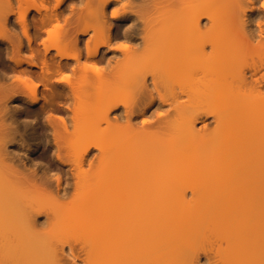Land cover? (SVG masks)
<instances>
[{
    "label": "bare ground",
    "instance_id": "1",
    "mask_svg": "<svg viewBox=\"0 0 264 264\" xmlns=\"http://www.w3.org/2000/svg\"><path fill=\"white\" fill-rule=\"evenodd\" d=\"M28 1L0 0V25L7 31V42L0 41V264H202L201 250L207 253L212 245V256L204 255L206 264H264V12L259 7L261 0H79L87 10L79 16L77 12V15L65 14L69 16L64 18L68 28L57 23L54 28H48L53 21L60 23L64 15L56 9L65 0H56L55 10L51 11L45 4L44 11L42 5ZM116 5L123 6L124 10L131 8L136 15L132 12L123 17V8L111 9ZM32 9L40 16L30 17ZM12 16L23 29L24 37L11 20ZM138 20H141L139 24ZM44 30L53 38L65 37L64 42L74 49L72 53L61 49L59 43L47 44L45 40L44 51L36 46L35 41ZM75 31L77 34L73 35ZM82 35L89 37L84 41ZM111 39L127 41L125 47L123 44L116 47L121 50V60L127 58L126 63L129 57L137 62L138 56H141L139 59L160 57L161 61L145 62V58L143 64L139 60L141 65L131 62L136 69L132 64L127 65L130 71L126 69L133 71L130 77L132 73L133 76L120 84L119 79L124 78L126 70L121 74L120 69L115 72L110 68L114 73L108 70L105 74L97 69V61L109 62L110 54L116 55L115 48L101 53L100 45H107ZM97 40L102 43L92 48L90 42ZM129 42H134L129 45H136V49ZM83 48L87 52L85 61H81L79 54ZM51 50L57 52L53 54ZM158 71L165 76V85H173L175 80V85L190 89L186 102L181 100L182 95L171 98L159 90L160 94L156 92ZM10 76L13 80L8 85ZM113 86L120 87L121 92H115ZM123 91H129L128 99L123 98ZM134 96L138 97H135L136 104L128 106ZM105 101L109 105L101 109ZM158 101L168 106L165 112H156L159 120L174 113L169 109L178 113L179 119L174 123L176 135L153 141L154 145L157 142L156 150L147 158L143 154L151 142L148 146L143 142L132 143L136 148L142 145L133 147L134 151L119 143L122 148L114 151L110 168L122 183L118 181L120 185L114 188L117 179H111L113 174L106 171L110 179L105 183L111 185L109 181L115 180L111 182L113 188L103 187L104 178L107 179L104 175L100 178L104 180L103 186L99 183L103 188L98 185L96 194L86 192L91 201L96 197H104V201L96 199L92 201L96 205L92 203L88 208L81 202V208L76 210L73 206L76 203L72 201L75 216L71 212L72 217L62 216L65 212L59 206H65L60 203L65 202L63 199L74 186L71 187V174L72 178L66 182L73 168L67 171L64 166L76 165L75 160L72 163L71 159L63 158L62 147L80 155L77 165L83 164L84 160L92 159L88 160L94 150L102 151L104 141L107 142L106 138L103 140V120L109 122L114 115L132 123L136 112H141L144 116L141 124L146 126L149 118L145 116ZM122 105L124 112L117 114ZM253 107L258 110L257 117L240 115L241 110ZM203 115L215 119V127L222 135L219 139L205 133V122L204 128H200ZM26 147L33 152L44 148L42 156L50 162L41 177H37L36 169L18 171L19 167L29 166L20 151ZM170 150L180 160L159 165ZM127 155L131 159L123 162ZM132 155L137 157L134 159ZM141 164L147 168V173L146 169L142 172L146 177L136 174ZM52 166L56 171L51 170ZM80 170L78 174L72 173L74 179L80 178L75 183L79 188L80 174L84 172ZM52 180L56 183L55 189L51 188L54 195L46 196L52 201L45 196L35 198L32 189L37 188L38 182L49 188L53 186ZM114 195L122 198L118 201V197L113 198L115 205H111L108 197ZM135 197L143 199L133 209ZM43 215L45 220L39 222L38 217ZM45 224L48 232L42 228ZM75 236L84 242L81 250L69 242ZM206 240L211 244L209 247Z\"/></svg>",
    "mask_w": 264,
    "mask_h": 264
},
{
    "label": "rangeland",
    "instance_id": "2",
    "mask_svg": "<svg viewBox=\"0 0 264 264\" xmlns=\"http://www.w3.org/2000/svg\"><path fill=\"white\" fill-rule=\"evenodd\" d=\"M28 0H26V2H27ZM31 3H32V1H34L33 3H35L36 2V4L38 3V4H40V5H42V7H43V5L44 6H46L47 7V9L48 10H53L56 6H55V3H57V1L56 0H49V1H46V2H44V1H42V0H29ZM28 1V2H29ZM72 1V2H71ZM78 1V2H77ZM127 1V0H126ZM138 0H136V2H137ZM75 2V3H74ZM125 2V1H124ZM133 2V1H132ZM134 2H135V0H134ZM138 2H140V0L138 1ZM74 3V4H73ZM78 3V4H77ZM80 3H81V5H80ZM124 4V3H123ZM140 4V3H139ZM78 5V6H77ZM83 5V6H82ZM119 5V4H118ZM118 5H116V6H114V7H111V9H115V8H119L118 7ZM131 5H132V3H131ZM134 5V4H133ZM135 5H136V3H135ZM137 5H138V3H137ZM18 6V5H17ZM70 6V7H69ZM75 6V7H74ZM79 6H81V10H80V7ZM85 5H84V3H82L81 1H79V0H65L64 1V3H63V5H61V7H59V8H57L56 10H58L59 11V13H62V16L63 17H61V19H59L58 21L60 22V23H58V22H55V21H53L52 23L54 24V22H55V24H54V26H53V24L51 23V25L48 27V28H50V27H55V25H56V23L57 24H60L62 27L63 26H67L68 25V23H67V21L65 20L67 17H69V16H71V15H73V14H76V12H77V16H79L81 13H85L86 12V10H87V8H85L84 7ZM120 6V5H119ZM77 7V8H76ZM79 7V8H78ZM84 7V8H83ZM259 7H260V10L262 11V12H264V0H261L260 1V3H259ZM75 8V9H74ZM84 10H83V9ZM121 8H123V6L121 7ZM121 8H119V9H121ZM127 10H124V8H123V11H121V14L123 15V17H128L129 15H131L132 14V12L133 11H131L130 9L131 8H126ZM42 10H44L45 11V9H44V7H43V9ZM55 10V9H54ZM63 11V12H62ZM73 11V12H72ZM72 14H71V13ZM75 12V13H74ZM81 12V13H80ZM34 14V15H33ZM65 14H68V15H65ZM71 14V15H70ZM125 15V16H124ZM127 15V16H126ZM132 15H136V13L135 12H133V14ZM31 16H35V17H39L40 16V13H38L37 11H35V10H33L32 9V11L30 12V17ZM63 18V19H62ZM65 18V19H64ZM11 20L13 21V23L14 24H16V27L19 29V31H21V35L23 36V34L22 33H24V31H23V29L21 28V26H19L16 22H15V20H16V17L14 16H12V18H11ZM0 21H1V13H0ZM65 21V22H64ZM141 20H138L137 22H138V24H139V22H140ZM64 22V23H63ZM124 22H129L130 23V21H128V20H126V21H124ZM65 23H67V25H65ZM18 25V26H17ZM2 25H0V39L3 37L4 39H1L0 41L2 42V44L5 42H7L6 40H5V37H6V35H7V31H6V29L4 30V29H2V27H1ZM68 27H70V26H67V28ZM65 29H67L66 27H64ZM22 29V30H21ZM63 29V28H62ZM59 30V29H58ZM74 30V29H73ZM60 31V30H59ZM30 32H32V30L30 31ZM76 32V31H75ZM75 32H73V35L75 34H77V32L75 33ZM59 33H63L62 31H60ZM58 33V34H59ZM32 35H33V32H32ZM60 35V34H59ZM63 36V35H62ZM89 37V35H82L81 36V38L85 41V39H87L88 37ZM24 37V36H23ZM51 36L48 34V32L47 31H45L44 30V33H42V35L40 36V37H38L37 39H36V41H35V43H36V46H38V47H40L41 48V50H43L44 51V48H43V44H42V42L45 40L46 41V43L47 44H58L59 43V46H60V48L61 49H63V50H67L68 52H70V53H72V50H74V49H70L69 47H68V44H66V42H64V38L65 37H61V39L60 38H58V39H56V37L55 38H53V37H51ZM25 39V38H24ZM101 39H103V38H101ZM26 40V39H25ZM61 41H63V42H61ZM113 41V42H112ZM123 42H121L119 39H114V40H112L111 39V42H109L110 43V45H112V46H108V44L107 45H104V46H102V45H100V43H102L101 41H98L97 40V42H94V43H91V42H93V41H91L90 42V44H91V47L92 48H94V47H97V46H99L100 45V48L102 49V52L101 53H104V52H107V51H109V49L111 48H115L116 49V47H119V46H121L122 44H123V47H125L126 46V44H127V41H124V40H122ZM0 42V43H1ZM40 42V43H39ZM125 42V43H124ZM40 44V45H38V44ZM67 45H65V44ZM82 44H84V46L83 47H85V42H83ZM121 44V45H120ZM129 44H134V42H129L128 43V45ZM42 45V46H41ZM128 45H127V47H128ZM132 45H129L130 47L132 46ZM90 46V45H89ZM135 47H137L136 45L134 46V47H131V48H135ZM142 47H144V46H142ZM71 48H72V46H71ZM82 48V47H81ZM91 48V49H92ZM139 48V47H138ZM138 48H137V51H139V52H141V47L139 48V50H138ZM136 49V48H135ZM84 50V51H83ZM83 50L82 49H80V52H82V53H79V54H81L80 55V57H82V58H80L81 59V61L82 60H84L86 57H85V55L84 54H86L87 55V52H86V50H85V48H83ZM117 51H116V55L114 54H110V55H112V58L110 57V60H109V62H105V61H97V69H98V71L100 72H102V73H104L105 72V74H106V71H107V73L109 72L108 70H110V68L112 69V68H114V71L115 72H117L119 69V71H121L120 73L121 74H123V72L122 71H125L126 70V72H124V74L123 75H125L124 76V78L123 79H119V82L121 81L122 83H123V80L126 78L127 79V77H130V74H131V72H133V71H131V72H128L127 71V69L126 68H128L127 67V65H134V64H137V62H139V60H142V59H145L144 57L143 58H141V59H139L137 56V58H136V60H137V62H134V60L135 59H133L132 57H129L128 59L129 60H131V59H133V60H131V61H127V63H130V64H127L126 63V60H127V58H126V60L124 61V59H123V61L121 60L122 58H123V56H121V50L120 51H118V49H116ZM52 51V50H51ZM55 52H57V50H53L52 51V53L53 54H55ZM73 52H75V51H73ZM84 52V53H83ZM135 52V51H134ZM134 52H132V53H134ZM51 53V54H52ZM138 53V52H137ZM144 54V53H143ZM135 55V54H134ZM142 55V54H141ZM116 56V57H115ZM119 56H121V57H119ZM131 56H133V55H131ZM84 58V59H83ZM135 58V57H134ZM119 60H121L122 62H120ZM146 60L147 61H145V62H152V61H154V60H160L161 61V58L160 57H158V58H146ZM85 61V60H84ZM144 61L142 60V62H141V64H143L144 63ZM70 62H73V60H70ZM120 62V63H119ZM131 62H133V63H131ZM140 62H139V64H140ZM140 64V65H141ZM123 65H125V67L123 66ZM152 65V64H151ZM119 66V67H118ZM135 66V68H134V70L136 69V65H134ZM139 66V65H138ZM143 66H145L146 68H147V66H146V64H144ZM130 68H131V70H133V68H132V66H129ZM152 67H153V65H152ZM125 68V69H124ZM138 68H140V66L138 67ZM117 69V70H116ZM148 69V68H147ZM150 69H151V66H150ZM154 69V68H153ZM152 69V70H153ZM128 70H129V68H128ZM157 70V69H156ZM156 70H153V71H156ZM130 71V70H129ZM147 71V70H146ZM100 72V73H101ZM110 72H113V71H111L110 70ZM135 72V71H134ZM149 73H151L150 71H148ZM159 72V74H160V77L162 78V77H164V78H162V79H160V77H159V74H158V78H157V80H158V89H157V87H156V92L157 93H159V91L161 92V94H164L165 96L167 95V97H171L172 98V96H176V95H182L181 96V100H183V101H185L186 102V100H188V98L187 97H189V94H191V91H190V89H185L186 87H183V89H182V87L180 88L178 85H175L176 84V82H175V84H174V81L175 80H173V85H165V83H164V80L166 79L165 78V76L163 75V73L161 72V71H158ZM158 72H156V73H158ZM17 73V72H16ZM114 73V72H113ZM146 73V72H145ZM149 73H147V74H149ZM156 73H153V74H156ZM13 74H15V73H13ZM18 74V73H17ZM120 74V78H122L123 76ZM153 74H152V76H153ZM162 74V75H161ZM12 75V74H11ZM151 75V74H150ZM149 75V76H150ZM133 76V73H132V75H131V77ZM148 76V75H147ZM148 76V77H149ZM130 77V78H131ZM12 78L14 79V77H13V75H12ZM11 78V76H10V78H9V80H7V84L9 85V83H11V80H13ZM125 79V80H126ZM129 79V78H128ZM160 79V80H159ZM124 80V81H125ZM126 81H128V80H126ZM3 82H6V80H4ZM121 82H120V84H121ZM7 84H5V85H7ZM163 84V85H162ZM171 84V83H170ZM175 85V86H174ZM160 86V87H159ZM114 87V90H115V92H121V90H120V87H118V86H113ZM113 87H111L112 89H113ZM117 87V88H116ZM111 88H109V91H110V89ZM125 89V88H124ZM123 89V90H124ZM95 90V89H94ZM98 90H100V89H98ZM159 90V91H158ZM181 90H184V91H181ZM185 90H187V93H186V91ZM102 91V90H101ZM100 91V92H101ZM113 91V90H112ZM94 92H96V91H94ZM100 92H98V93H100ZM114 92V91H113ZM123 92H125V91H123ZM129 92V91H128ZM128 92H125V93H123V95H125L123 98L125 99V97H126V95L128 94ZM131 92V91H130ZM181 92H183V93H181ZM184 92H185V94H184ZM112 93V92H111ZM132 93V92H131ZM1 94V93H0ZM97 94V93H96ZM96 94H94V95H96ZM122 94V93H121ZM119 95V96H121L122 97V95ZM130 94V93H129ZM160 94V93H159ZM93 95V94H92ZM94 95H93V97H94ZM100 95V94H99ZM111 95V94H110ZM132 96H133V94H131ZM136 95V94H135ZM163 95V96H164ZM115 96H117V95H115ZM119 96H117V97H119ZM128 96V95H127ZM97 97H98V94H97ZM135 97L136 96H134V100H135ZM100 98V97H99ZM99 98H97V100L99 101L100 99ZM122 98V99H123ZM127 98V97H126ZM129 98V97H128ZM127 98V99H128ZM133 98V97H132ZM93 99H95V98H93ZM136 99H138V97H136ZM119 100V99H118ZM132 100V104H128V106L129 105H134L133 103H135L137 100ZM180 100V101H181ZM94 101V100H93ZM98 101H96V102H98ZM121 101V100H120ZM126 101V100H125ZM124 100H123V102H125ZM129 101V100H128ZM134 101V102H133ZM0 102H2V100H0ZM103 102V101H102ZM101 102V103H102ZM106 103L105 104H103L102 106H100V108L101 109H106L107 108V106L109 105L108 103H107V101H105ZM122 102V103H123ZM100 103V102H99ZM98 103V104H99ZM101 103H100V105H101ZM111 103V102H110ZM127 103V102H126ZM161 103V104H160ZM136 104V103H135ZM163 104V105H162ZM168 104V103H167ZM162 105V106H161ZM126 106V105H125ZM161 106V107H160ZM123 107V108H122ZM158 107V108H157ZM121 109L120 110H118V111H116V113L118 114V113H123L124 112V110H125V107L122 105L121 107H120ZM168 108V106H166V104H164V103H162L161 101H158V102H156V104L152 107V109L147 113V115L145 116V117H147L148 116V118H149V122L146 124V126H143V124H141L142 123V117H144L142 114H141V112H136L137 114L134 116V118L133 119H131V122L132 123H130L129 121H128V119H127V121L130 123V125H129V123L125 120L126 118L125 117H123V118H125V119H119V117H118V119L115 117H110L111 119L109 120V122L108 121H106L105 122V120H103L102 121V129H104V133H102V134H104L103 135V140L105 139V140H107V142L106 141H104L105 142V145H104V148L103 149H101L102 151H93V154L91 153L90 155H89V158H88V160L89 159H91V160H89V161H87V159L86 160H84L83 162H81V163H83V164H79V165H77V162L79 161V156L80 155H78V154H76V153H74V152H70V151H67L66 149H65V147L63 148L62 147V154L61 155H63V158L65 157V159L66 158H68V159H71L70 161L72 162L73 160H75L74 162H76V163H74V162H72V163H74V164H76V165H73V164H71V165H66V167L64 166V168L65 169H67V171H69L70 169H72L71 171H69L70 173H69V179L68 180H66V182H69V180L73 177V179L72 180H70L71 181V183H72V185H71V187L73 186V184H74V190H73V187L72 188H70V191L72 190L73 191V193H72V191L69 193V195H68V199L67 198H65V199H63V200H65V202H61L60 203V205L63 203L64 204V208H63V205H61V207L59 206V208H61L62 210H63V212H65V214L63 213V212H61L60 211V213H62V214H64V215H62V216H65L66 214H67V216L66 217H72V216H75V210H76V208H81L80 207V204L79 203H81L82 205H85L87 208H88V206L90 205V206H92L91 204L93 203L92 201H94V202H96L97 200H101L100 202L102 203V201H104V197L102 198V197H100L99 199H98V197H96V199H95V197L93 196V198L95 199V200H92L91 201V199H89V198H91V197H89V195H87V193L90 191V192H94V193H92V194H96L95 193V191H98L99 189L98 188H109L110 186L113 188V186H112V184L114 183V182H116L117 184H115L114 183V188L117 186H119L121 183H120V177L119 176H117L116 175V173H115V175H114V172L112 173L111 172V168H110V166H112L113 164H111L112 163V159H113V156L115 155L114 154V151H120V150H118V148L120 149V147L121 146H119V143H121V144H125L123 147L125 148V147H128L129 149H131L132 151H134L135 149L134 148H136V144L138 145V143L139 144H142L141 142H143L144 144H146L147 146L149 145V144H147V143H152L153 141H155V140H159L158 142H160L161 141V138H163V139H165L166 138V136H167V140H168V136L170 135H174L175 134V132H176V129H175V125H174V123L179 119L178 117V113H176L175 112V110H172V109H169V110H171L170 112H174V113H170L165 119H163V121L162 120H159L158 119V117L156 116V112H158L159 110L160 111H162V112H165L166 110L165 109H167ZM124 109V110H123ZM138 114H140V115H138ZM240 115L242 116V117H246V118H248V117H251V118H254V117H257L258 116V110L255 108V107H253V108H245V109H243V110H241L240 111ZM170 116V117H169ZM204 117V118H203ZM113 118V119H112ZM178 118V119H177ZM201 118H203L202 119V121L200 120V124H199V126H201L200 128H204L203 126H204V124L206 123V128H205V130H206V132L205 133H209L208 134V136H210V134H214V135H212V136H215L216 137V140H217V138L219 139L222 135H220L221 134V132L220 131H218L219 129H217L215 126H217L216 125V123H215V119L213 118V117H205L204 115L203 116H201ZM200 118V119H201ZM57 119V118H56ZM157 119V120H156ZM159 120V121H158ZM134 121V122H133ZM158 121V122H157ZM203 122H205L204 124H203ZM135 123V124H134ZM138 123V124H137ZM207 124H208V126H207ZM203 125V126H202ZM198 126V127H199ZM217 132V133H216ZM204 133V134H205ZM172 135V136H173ZM176 135V134H175ZM107 136V137H106ZM171 136V137H172ZM170 137V138H171ZM215 137H213V138H215ZM50 138H52V136L50 137ZM109 138V139H108ZM132 139V140H131ZM138 140V141H137ZM141 140V141H140ZM127 142H129V143H131V146H130V144L128 143L127 144ZM132 143H133V145H134V143H136L135 144V146H132ZM151 143H150V147L148 146V148H145V151H144V156L147 158L148 156H151L150 154L153 152H155L154 150H156L155 148L157 147V146H155V145H157L156 143H155V145H154V142L152 143L153 144V146L151 145ZM120 144V145H121ZM144 144H143V146H144ZM106 145H108V146H106ZM128 145V146H127ZM116 146V147H115ZM117 146H119V147H117ZM140 146H142V145H139V146H137V148L138 147H140ZM146 146V147H147ZM108 147V148H107ZM109 147H110V149H109ZM131 147V148H130ZM134 147V148H133ZM145 147V146H144ZM143 147V148H144ZM27 149H25L24 148V150L22 149V150H20L21 151V154H23V155H25V157L27 158V159H25V163L27 164V165H29L30 166V168H29V166H27V168L25 167V168H20L19 167V169H18V171H20V169L24 172H29V170L31 169V171H33V170H35L36 169V172H37V177H41V174L43 175V171H46L45 170V165H47L48 166V163L50 162L49 161V159L46 157L45 158V156H42V155H44V151H41L42 150V148H40L39 149V151L38 150H36L35 152H33V150H32V148H30L29 147V149H28V147H26ZM112 148V149H111ZM122 148V147H121ZM136 148V149H137ZM105 149V150H104ZM147 149V150H146ZM26 150V151H25ZM43 150H44V148H43ZM45 150H46V148H45ZM106 150H108L107 152H106ZM110 150V151H109ZM104 151V152H103ZM142 151H143V149H142ZM171 152H167V155L165 156V157H163L162 158V160H161V163L159 164V165H162V164H164V163H172V162H177V161H179L180 160V156L176 153V152H172V150H170ZM23 152H25V153H23ZM27 152V153H26ZM42 152H43V154H42ZM51 152V151H50ZM135 152H137V151H135ZM30 153V154H29ZM97 153H99V154H97ZM103 153V154H102ZM131 153V152H130ZM102 154V155H101ZM114 154V155H113ZM117 154V153H116ZM131 154H134V152L133 153H131ZM141 154V157H144L143 155ZM28 155H30L29 157H28ZM113 155V156H112ZM130 155V154H129ZM129 155H127V157L125 156V157H123L124 158V160H123V162H128L131 158H129ZM136 155H137V153H136ZM136 155H134V156H136ZM32 157V158H31ZM34 157H36V158H34ZM91 157V158H90ZM117 157V156H116ZM137 157V156H136ZM136 157H133V155H132V158H136ZM144 157V158H145ZM34 158V159H33ZM44 158V159H43ZM78 158V159H77ZM115 158V157H114ZM126 158V159H125ZM24 159V158H23ZM36 159V160H35ZM48 159V160H47ZM118 159V158H117ZM33 160H35L36 162L34 163V161ZM80 160H81V158H80ZM112 160V161H111ZM142 160H143V158H142ZM32 161H33V163L34 164H36V166L32 163ZM45 161V162H44ZM49 161V162H48ZM90 161H92L93 163L91 164V162ZM132 161V160H131ZM134 161V160H133ZM42 162H43V165H42ZM47 162V163H46ZM80 162V161H79ZM78 162V163H79ZM116 162V161H115ZM121 162H122V160H121ZM32 163V164H31ZM40 163V164H39ZM89 163H90V165H89ZM38 164V165H37ZM33 165V166H32ZM109 165V166H108ZM144 165V164H143ZM44 166V167H43ZM72 166V167H71ZM74 166H81L80 168H76V167H74ZM141 167V168H140ZM139 168H138V172H140L139 174H138V172L136 173L138 176H144V177H146V174L145 173H142V172H145L144 170L146 169V173H147V168L145 167H143L142 166V164H141V166H140ZM52 168L53 169H51V170H55L56 171V169H54V167L52 166ZM69 168V169H68ZM77 170H76V169ZM107 168H109V169H107ZM24 169V170H23ZM29 169V170H28ZM33 169V170H32ZM79 169H81L80 171L81 172H83L82 174H80V176H81V180H82V182H81V184L79 185L78 184V186H81L80 188L79 187H77L76 186V181L77 182H79V179L78 180H76V179H74L75 178V176H73V174L72 173H74L75 171H73V170H76V172L75 173H77L78 174V170ZM140 169V170H139ZM108 170H110V171H108ZM21 171V172H22ZM78 171V172H77ZM106 171L107 172H111L110 174H111V176H112V174H113V178H111V179H117L116 181L115 180H113V181H109V183L111 184V185H108V184H106V183H108V181L107 180H109L110 178V174L108 175L107 173H106ZM137 171V170H136ZM23 172L21 173V174H23ZM40 173V174H39ZM53 173V172H52ZM70 174L72 175V177L70 176ZM87 174V175H86ZM100 174H103L102 176L100 175ZM40 175V176H39ZM85 175H86V177H85ZM100 175V176H99ZM104 175L105 176H107V179L106 178H104ZM136 175V176H137ZM21 176V175H20ZM79 176V175H78ZM85 177V178H83V177ZM99 176V177H98ZM115 176V177H114ZM117 176V177H116ZM119 177V178H118ZM100 178L101 179H105V181H104V183L106 184H104V183H102L103 181L102 180H100ZM135 178H137V177H134V179ZM140 178V177H139ZM85 179V180H84ZM98 179V180H97ZM145 178H143V180H144ZM99 180H100V182H99ZM75 181V182H74ZM83 181H84V183H83ZM96 181H98V182H96ZM118 181H119V183H118ZM145 181H147V180H145ZM52 182H53V180H52ZM55 182V181H54ZM53 182V186H49V188H48V190H47V188L44 186H42V185H40V184H42L41 182H38V185H37V188L35 189H32V190H34V193H33V195H35V198H42L43 196H45V197H43V198H46V200H48V197H46L47 195L48 196H50V197H53L52 196V194L53 193H51V191H54L53 189H55V184L56 183H54ZM66 182H64V183H66ZM74 182V183H73ZM111 182H113V183H111ZM97 185V186H95V184ZM103 186V184H104V186L102 187L100 184ZM90 184V185H89ZM93 187H92V186ZM100 187H99V186ZM109 187H108V186ZM40 186H42V187H40ZM75 187H77V189L75 188ZM83 187V188H82ZM86 189H85V188ZM88 187H90V188H88ZM110 187V188H111ZM116 187V188H117ZM40 188V189H39ZM46 188V189H45ZM51 188H53V189H51ZM78 188H79V190H78ZM92 188V189H91ZM95 188L97 189V190H95ZM106 188V189H107ZM39 189V190H38ZM50 189V190H49ZM89 189V190H88ZM91 189V190H90ZM42 190V191H41ZM76 190H78L80 193L78 194V192L76 191ZM85 190H87V191H85ZM93 190V191H92ZM105 190V189H104ZM109 190V189H108ZM36 191V192H35ZM39 193H38V192ZM77 193H76V192ZM85 191V193H83L82 195L84 196L85 194V196L86 197H83L82 195H81V193L82 192H84ZM100 191H101V189H100ZM87 192V193H86ZM89 192V193H90ZM109 192H111V190L109 191ZM31 193H32V191H31ZM35 193H37V194H35ZM41 193V194H40ZM47 193V194H46ZM72 193V194H71ZM40 194V195H39ZM42 194H44V195H42ZM75 194V195H74ZM77 194V195H76ZM54 195V194H53ZM80 195V196H79ZM42 196V197H41ZM50 197H49V199H50ZM115 197H118V199H116ZM33 198V197H32ZM86 198V199H85ZM92 198V199H93ZM116 199L117 201L118 200H120L119 198H122L121 197V195H117V196H115L114 195V197L113 196H111V198L110 197H108V199L109 200H112L111 201V205L114 203L113 201H114V199ZM136 199L135 200H133V209H135L136 207L135 206H137V208H138V205L142 202V199H138L139 197H135ZM89 199V200H88ZM103 199V200H102ZM106 200H107V198H105ZM41 200H43V199H41ZM62 200V201H63ZM85 200H87V201H85ZM108 200V201H109ZM44 201V200H43ZM49 202L50 201H52V200H48ZM61 201V200H60ZM72 201H74L73 202V204H77V206H79V207H77L76 206V204L75 205H73L74 207H75V210H74V207L72 206V205H70V204H72ZM85 201V202H84ZM88 201H91V203L90 204H88L89 202ZM99 201L97 202V203H99ZM107 201V202H108ZM71 202V203H70ZM120 202V201H119ZM119 202H116V204L117 203H119ZM67 203V204H66ZM83 203H85V204H83ZM105 203H106V201H105ZM66 204V205H65ZM88 204V205H87ZM96 205V203H93V205ZM110 204V203H109ZM81 205V206H82ZM114 205H115V203H114ZM142 205V204H141ZM68 206V207H67ZM67 207V208H66ZM71 207V208H70ZM72 207H73V211H72ZM86 207H82V208H86ZM69 208V209H68ZM65 209V210H64ZM68 209V210H67ZM79 210L80 209H78V211L77 212H79ZM67 212V213H66ZM74 213V215H72L71 213ZM69 213V214H68ZM70 214L72 215V216H70ZM45 215H43V216H41V217H38V220H39V222L40 221H43V220H45ZM41 226V225H40ZM44 226V225H43ZM39 227V226H38ZM46 227V228H45ZM43 228V230H44V232H48L49 230V228H48V225H46L45 224V226L44 227H42ZM39 229H40V227H39ZM40 231H42V229H40ZM43 232V231H42ZM54 233H55V231H53ZM51 234H53V233H51ZM142 235H144V234H140L139 235V237L140 238H144V236H142ZM77 236H75L74 238H76ZM72 238V237H71ZM70 238V243H72V245H75V248H77L78 250H81L82 249V247H83V240H82V238H81V240H79L80 239V237L79 238H76V239H78V241L75 239L74 240V238H73V240ZM210 239H208V241H209ZM212 240V239H211ZM210 240V241H211ZM82 241V242H81ZM207 241V240H206ZM206 241H205V243H206ZM208 241H207V247H209L210 245H209V243H208ZM213 241V240H212ZM211 241V242H212ZM210 242V243H211ZM81 243V244H80ZM212 244H213V242H212ZM82 246V247H81ZM205 247H206V245H204ZM213 246V245H212ZM212 246H210L209 247V249L208 248H206V251H207V249H208V251L210 250V248L212 247ZM79 247V248H78ZM204 247V248H205ZM135 252H137L136 250H134ZM207 251V253L206 252H204V254H203V252H202V250H201V257H202V259H203V261H202V264H206L207 263V260L205 259V257H204V255L206 254V256H208V253H209V255H210V257L212 256V252H211V250H210V252H208ZM203 254V255H202ZM204 257V258H203ZM209 257V258H210ZM214 257V256H213ZM212 257V258H213ZM210 260H212V259H210ZM214 260H215V258H214ZM214 260H212V261H214ZM205 262V263H204ZM221 262V261H220ZM218 264H219V262H218ZM221 264H224V263H221Z\"/></svg>",
    "mask_w": 264,
    "mask_h": 264
}]
</instances>
